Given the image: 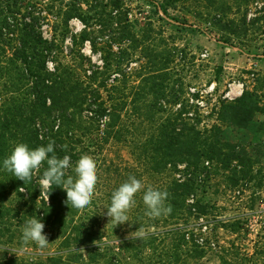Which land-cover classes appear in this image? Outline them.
Returning <instances> with one entry per match:
<instances>
[{
	"label": "trees",
	"instance_id": "16d2710c",
	"mask_svg": "<svg viewBox=\"0 0 264 264\" xmlns=\"http://www.w3.org/2000/svg\"><path fill=\"white\" fill-rule=\"evenodd\" d=\"M128 1L0 0V230L10 225L12 214L24 223L35 216L49 241L43 249L25 245L37 252L30 260L7 249L13 256L0 264H202L207 251L218 248L221 264H264V243L251 256L213 243L212 221L201 223L209 205L198 195L206 183L205 164L216 161L219 147L241 148L239 153L247 155L241 145L224 142L221 127L204 119L238 115L245 125L255 111L264 113V104L259 107L260 97L246 90L243 110L222 101L219 112L216 107L206 116L196 103L200 92L187 98L183 87L167 84L170 59L164 63L147 53L143 70L144 37L135 30ZM167 7H161L164 14ZM73 19L85 28L71 34L66 47ZM87 44L91 55L84 52ZM50 141L55 143L49 157H70L65 178L75 177L82 155L95 160L98 181L90 206L78 210L66 204V192L55 184L47 194L40 190L46 162L25 184L4 170L3 160L15 144L33 150ZM254 150L263 155L258 146ZM130 176L145 187L121 226L133 232L144 227L147 235L105 241L111 195ZM148 186L168 193L169 215H145L142 196Z\"/></svg>",
	"mask_w": 264,
	"mask_h": 264
},
{
	"label": "rangeland",
	"instance_id": "374dc122",
	"mask_svg": "<svg viewBox=\"0 0 264 264\" xmlns=\"http://www.w3.org/2000/svg\"><path fill=\"white\" fill-rule=\"evenodd\" d=\"M128 3L135 30L144 37V54L139 62L143 70L148 69L149 59L144 58L147 53L164 63L170 59L172 78L167 84L176 89L183 87L187 98L200 92L201 98L196 103L206 116L216 107L219 112L222 101L235 99L236 88L255 93L264 104V0H177L173 4L170 0H129ZM163 5H169L167 14L163 13ZM84 28L81 21L73 19L67 27L70 34L65 38V46H71V34ZM114 50L118 52L119 48L115 46ZM84 52L91 55L88 44ZM93 59L98 62L99 56L94 55ZM133 67L139 69V64ZM116 76L113 74L112 80ZM204 121L206 125L216 124L214 116ZM221 139L225 142L222 134ZM256 146L263 155L255 152ZM244 148L247 155L239 153L241 148L235 151L218 148L216 161L205 164L206 183L199 188L198 195L209 205V215L201 223L212 221L209 229L213 243L229 249L231 254L238 249L241 255L251 256L264 243V140ZM130 153L123 152L127 161L133 159ZM11 217L10 225L0 230V261L13 256L7 251L11 248L20 255L25 253V259L30 260L31 254L37 252L22 243L21 215ZM107 222H103L105 227ZM109 226L105 241H119L133 232L121 225ZM221 253L219 248L210 249L202 264H221Z\"/></svg>",
	"mask_w": 264,
	"mask_h": 264
},
{
	"label": "clouds",
	"instance_id": "9594fccd",
	"mask_svg": "<svg viewBox=\"0 0 264 264\" xmlns=\"http://www.w3.org/2000/svg\"><path fill=\"white\" fill-rule=\"evenodd\" d=\"M54 143V141H50L47 146H39L33 150H30L24 143L15 144L11 154L3 160V168L25 184L31 182L34 171L39 170L42 164L46 162L47 168L39 179L40 190L47 194L55 184L66 192V204L82 210L90 206L95 194L98 181L96 162L91 156L82 155L74 167L75 177L68 175L65 178V170L70 167V157L66 155L63 158H58L54 154L49 157V154L54 152ZM144 187L140 180L130 176L126 182L113 191L110 205L107 208L108 224L111 223L117 226L129 222L127 213L135 207L134 197ZM19 189L21 193L24 192L23 187ZM167 197L168 193L166 191L156 190L148 186L142 196L147 209L145 215L150 218L169 215L172 209L170 205L166 206L165 204ZM48 199L49 195L47 196V202ZM44 227V223L35 216L29 217L22 225V243L24 245L35 244L41 249L47 247L49 241L44 234ZM146 235V229L139 227L135 232L130 233L127 238L142 239ZM99 242L94 241L93 244L97 246ZM80 251L84 252L83 249Z\"/></svg>",
	"mask_w": 264,
	"mask_h": 264
},
{
	"label": "crops",
	"instance_id": "0c3cea01",
	"mask_svg": "<svg viewBox=\"0 0 264 264\" xmlns=\"http://www.w3.org/2000/svg\"><path fill=\"white\" fill-rule=\"evenodd\" d=\"M246 90L236 88V97L233 100L226 101L232 104L236 109L243 110V96ZM259 107L263 106L262 101L258 102ZM220 111V109H219ZM220 119L218 113L215 117V123L222 129V138L230 143L239 144L241 146L251 148L255 143L264 140V113L255 111L247 123L241 124L238 115L222 113Z\"/></svg>",
	"mask_w": 264,
	"mask_h": 264
}]
</instances>
